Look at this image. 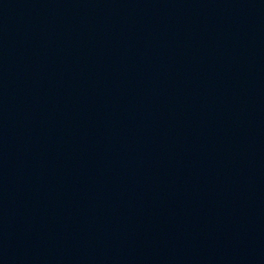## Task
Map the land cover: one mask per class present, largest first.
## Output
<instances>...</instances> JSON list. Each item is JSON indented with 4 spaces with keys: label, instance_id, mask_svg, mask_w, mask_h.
Listing matches in <instances>:
<instances>
[{
    "label": "water",
    "instance_id": "95a60500",
    "mask_svg": "<svg viewBox=\"0 0 264 264\" xmlns=\"http://www.w3.org/2000/svg\"><path fill=\"white\" fill-rule=\"evenodd\" d=\"M0 264H264V0H0Z\"/></svg>",
    "mask_w": 264,
    "mask_h": 264
}]
</instances>
